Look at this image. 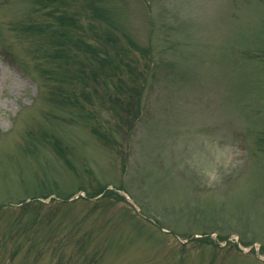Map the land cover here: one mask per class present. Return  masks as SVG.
<instances>
[{"label":"rangeland","instance_id":"374dc122","mask_svg":"<svg viewBox=\"0 0 264 264\" xmlns=\"http://www.w3.org/2000/svg\"><path fill=\"white\" fill-rule=\"evenodd\" d=\"M263 258L264 0H0V264Z\"/></svg>","mask_w":264,"mask_h":264}]
</instances>
